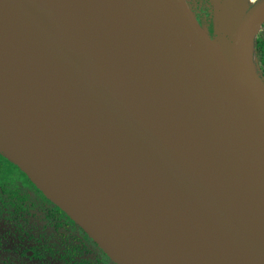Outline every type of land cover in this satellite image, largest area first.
Wrapping results in <instances>:
<instances>
[{
	"label": "water",
	"instance_id": "water-1",
	"mask_svg": "<svg viewBox=\"0 0 264 264\" xmlns=\"http://www.w3.org/2000/svg\"><path fill=\"white\" fill-rule=\"evenodd\" d=\"M72 1L122 39L167 134L0 0V152L117 264H264V100L238 63L264 11L237 0L229 35L214 0L211 38L186 0Z\"/></svg>",
	"mask_w": 264,
	"mask_h": 264
},
{
	"label": "bare ground",
	"instance_id": "bare-ground-1",
	"mask_svg": "<svg viewBox=\"0 0 264 264\" xmlns=\"http://www.w3.org/2000/svg\"><path fill=\"white\" fill-rule=\"evenodd\" d=\"M19 1L89 73L154 129L167 134L163 120L154 108L148 84L122 51V39L103 30L96 14H93V20L86 19L85 11L72 0ZM251 3L255 7L249 10L243 21L250 25L264 11V0H252ZM255 33L249 29L239 49L238 63L244 78L264 100V82L253 61ZM73 217L78 220L75 215Z\"/></svg>",
	"mask_w": 264,
	"mask_h": 264
},
{
	"label": "trees",
	"instance_id": "trees-1",
	"mask_svg": "<svg viewBox=\"0 0 264 264\" xmlns=\"http://www.w3.org/2000/svg\"><path fill=\"white\" fill-rule=\"evenodd\" d=\"M186 1L203 30L215 37L217 12L211 0ZM257 43L254 48L260 44L264 54V38ZM0 220L8 226L7 239L13 241L16 236L18 240L14 248H6L0 238V264H115L108 257H90L104 253L1 152ZM24 241L34 244L36 257H26L25 249L16 251L23 248Z\"/></svg>",
	"mask_w": 264,
	"mask_h": 264
},
{
	"label": "rangeland",
	"instance_id": "rangeland-1",
	"mask_svg": "<svg viewBox=\"0 0 264 264\" xmlns=\"http://www.w3.org/2000/svg\"><path fill=\"white\" fill-rule=\"evenodd\" d=\"M237 0H225L224 4H222V9H224V18L226 19V16H228L226 23L224 25V31L227 32L229 35L233 34L235 30V24L232 23V21L229 19V15L231 11L234 9L235 3ZM252 0H240L241 7H242V14H246L249 12V10L253 9L255 7V4L253 5ZM212 5L214 4V0H211ZM257 4V2H256ZM224 37L225 39H229L227 36H221L218 40L217 43L220 45L222 44L221 38ZM264 38V21L261 23L259 30L257 31L253 43V61L255 65V70L259 74V76L262 78L264 82V54L261 50V45L259 44L256 49L254 48V45H257V42L261 43V40ZM42 215V214H38ZM8 226L6 223L2 220H0V238L1 236H4L5 238H8L7 236V230ZM4 245L8 248H14V242L11 241L9 243L8 239L4 240Z\"/></svg>",
	"mask_w": 264,
	"mask_h": 264
},
{
	"label": "flooded vegetation",
	"instance_id": "flooded-vegetation-1",
	"mask_svg": "<svg viewBox=\"0 0 264 264\" xmlns=\"http://www.w3.org/2000/svg\"><path fill=\"white\" fill-rule=\"evenodd\" d=\"M208 1V0H207ZM61 209V208H60ZM62 210V209H61ZM63 211V210H62ZM64 212V211H63ZM65 213V212H64ZM66 214V213H65ZM67 215V214H66ZM68 216V215H67ZM69 217V216H68ZM70 218V217H69ZM71 220H73L72 218H70ZM74 221V220H73ZM74 223L83 231V232H85L84 231V229L83 228H81L75 221H74ZM7 231V233H8V230H6ZM12 232H15V230L13 229V228H11V233ZM85 234L87 235V237L88 238H90L94 243H95V241L85 232ZM7 236L9 237V235L7 234ZM15 237L16 236H13V242H14V246L18 243V240H16L15 239ZM1 238H3L4 240L5 239H7V238H5L4 236H1ZM9 240V239H8ZM9 243H11V241H9ZM22 245H23V248L22 249H20V248H18L16 251L18 252V253H20L21 251H24V249H25V251H24V255L26 256V257H36L35 256V249H34V244L33 243H29L28 241L27 242H23L22 243ZM95 245L104 253V254H98V255H90V257H108L112 262H114L111 258H110V256L109 255H107L96 243H95ZM13 246V247H14ZM7 248V247H6ZM34 249V250H32V249ZM46 257H49V256H46ZM47 260H50L49 258H47ZM115 264H117L116 262H114Z\"/></svg>",
	"mask_w": 264,
	"mask_h": 264
}]
</instances>
